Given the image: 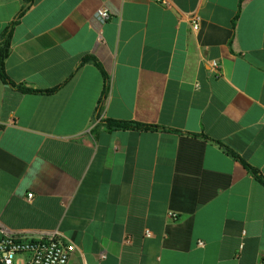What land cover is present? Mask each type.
<instances>
[{
    "label": "crops",
    "instance_id": "1",
    "mask_svg": "<svg viewBox=\"0 0 264 264\" xmlns=\"http://www.w3.org/2000/svg\"><path fill=\"white\" fill-rule=\"evenodd\" d=\"M11 25L1 223L69 264H264V0H0Z\"/></svg>",
    "mask_w": 264,
    "mask_h": 264
},
{
    "label": "built area",
    "instance_id": "2",
    "mask_svg": "<svg viewBox=\"0 0 264 264\" xmlns=\"http://www.w3.org/2000/svg\"><path fill=\"white\" fill-rule=\"evenodd\" d=\"M102 21L110 18L106 7L97 10ZM193 30L199 31L202 25L201 16L193 12L190 16ZM211 65L218 70L220 63L213 60ZM29 198L33 194L28 195ZM150 231L147 236H150ZM76 245L66 239L60 231H49L42 234H30L12 230L0 222V264H69Z\"/></svg>",
    "mask_w": 264,
    "mask_h": 264
},
{
    "label": "trees",
    "instance_id": "3",
    "mask_svg": "<svg viewBox=\"0 0 264 264\" xmlns=\"http://www.w3.org/2000/svg\"><path fill=\"white\" fill-rule=\"evenodd\" d=\"M32 0H27V3L30 4ZM26 9H23V11ZM11 31H12V25L7 29V31L3 34L0 42V77L5 83H9L14 86V84L9 80L7 73L5 71V57L8 52L9 44H10V38H11ZM20 88V87H19ZM23 91L28 92H36V90L28 89V88H20ZM43 92H52V90L49 91H43ZM105 126L110 130H125V129H137V130H144V129H150V128H156L155 125H149L144 124L136 121H122V120H114V119H108L103 121Z\"/></svg>",
    "mask_w": 264,
    "mask_h": 264
}]
</instances>
